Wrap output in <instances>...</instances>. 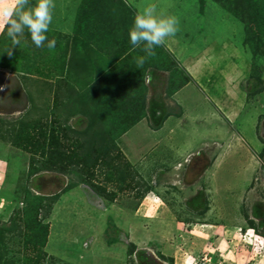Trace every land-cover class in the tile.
Here are the masks:
<instances>
[{
  "label": "rangeland",
  "instance_id": "1",
  "mask_svg": "<svg viewBox=\"0 0 264 264\" xmlns=\"http://www.w3.org/2000/svg\"><path fill=\"white\" fill-rule=\"evenodd\" d=\"M54 3L0 31V264H264V0ZM146 3L179 25L139 67Z\"/></svg>",
  "mask_w": 264,
  "mask_h": 264
},
{
  "label": "clouds",
  "instance_id": "2",
  "mask_svg": "<svg viewBox=\"0 0 264 264\" xmlns=\"http://www.w3.org/2000/svg\"><path fill=\"white\" fill-rule=\"evenodd\" d=\"M54 8V0H36L34 6L29 5V0H0V31L7 27V35L14 45H18L19 37L27 29L35 46L43 47L48 40L46 33L53 19ZM178 25L176 16L158 11L155 3L138 7L128 35L133 49L143 45L145 55L135 58L139 67L144 65L148 57L155 55V47L163 45L166 38L176 34ZM47 46L53 48L55 40L48 41Z\"/></svg>",
  "mask_w": 264,
  "mask_h": 264
},
{
  "label": "trees",
  "instance_id": "3",
  "mask_svg": "<svg viewBox=\"0 0 264 264\" xmlns=\"http://www.w3.org/2000/svg\"><path fill=\"white\" fill-rule=\"evenodd\" d=\"M105 1V0H104ZM114 10V9H113ZM111 11H112V9H111ZM114 12V11H113ZM113 15V14H112ZM125 20V19H124ZM124 20L122 21V23L124 24ZM128 21V20H127ZM109 94V93H108ZM105 104L103 103V105L102 106H104ZM104 111H106L105 112V115H104V117L106 116V117H108L106 114L108 113L107 111L108 110H105V109H103ZM108 115H109V113H108ZM7 133V132H6ZM18 133H20V130H17V133L15 134V136H17V134ZM30 136L28 135V133L26 134V139L27 138H29ZM26 142L28 143V142H31V139H28V141L26 140ZM61 150H57V152H58V158H57V160L59 161V162H63L64 161V159H65V152H64V150L59 154V152H60ZM52 154V153H51ZM55 154V153H54ZM50 157H53V159L55 160V158L56 157H54L53 156V154H52V156H50ZM49 159V158H48ZM62 159H63V161H62ZM103 193V190H100V193ZM33 202V203H32ZM32 202H28V200H26V210H25V213L27 214V215H29V216H31V215H34V212H37V208H38V205L36 204V202L35 201H32ZM34 218V222H35V224H36V232H38L37 234H39V235H41L42 236V240L44 239V235H45V231L42 229V227L38 224V223H36V216H34L33 217Z\"/></svg>",
  "mask_w": 264,
  "mask_h": 264
},
{
  "label": "crops",
  "instance_id": "4",
  "mask_svg": "<svg viewBox=\"0 0 264 264\" xmlns=\"http://www.w3.org/2000/svg\"><path fill=\"white\" fill-rule=\"evenodd\" d=\"M165 48H166V47H165ZM171 49H172L173 52H174V49H173V48H171ZM167 51L170 52V53L172 52L171 50L169 51V49H167ZM175 94H176V92L174 93V95H175Z\"/></svg>",
  "mask_w": 264,
  "mask_h": 264
}]
</instances>
